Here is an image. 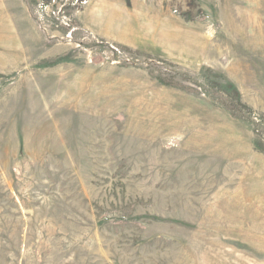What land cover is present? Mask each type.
Listing matches in <instances>:
<instances>
[{
  "label": "rangeland",
  "instance_id": "obj_1",
  "mask_svg": "<svg viewBox=\"0 0 264 264\" xmlns=\"http://www.w3.org/2000/svg\"><path fill=\"white\" fill-rule=\"evenodd\" d=\"M0 264H264V0H0Z\"/></svg>",
  "mask_w": 264,
  "mask_h": 264
}]
</instances>
